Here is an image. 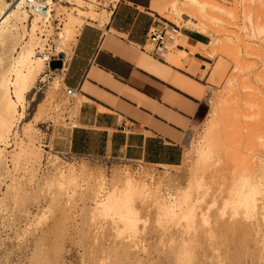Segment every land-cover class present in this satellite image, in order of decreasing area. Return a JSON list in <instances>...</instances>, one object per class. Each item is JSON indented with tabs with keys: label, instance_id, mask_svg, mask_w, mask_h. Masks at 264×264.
Masks as SVG:
<instances>
[{
	"label": "bare ground",
	"instance_id": "obj_1",
	"mask_svg": "<svg viewBox=\"0 0 264 264\" xmlns=\"http://www.w3.org/2000/svg\"><path fill=\"white\" fill-rule=\"evenodd\" d=\"M63 1L67 5L56 2L52 3L47 11H42L28 7L24 0H15L11 3L6 0H0V188L5 178L9 180V183L5 185L6 191L0 197V211L2 212L4 210L5 212L6 207H8L6 204L10 200L11 205H14L12 207L10 206V209L13 210V208H15L14 210H17L20 215L19 217L22 218L29 217V213L27 209L20 208L18 203H22L23 200H25L23 199L24 197L28 198L27 193L30 192L26 193V188L33 182V179L35 180L36 168L34 169V167H36L35 164L40 162L41 152L39 150L40 147L38 149L37 139L33 132L34 124L32 125L30 124L31 122L26 121L21 128H18V130L21 129L20 133H22V137L18 136L19 134L17 133L16 127L18 123L23 121L22 119L24 118L25 110L29 103V93H32V90L35 89V83L47 63V50L49 48H47L48 44L46 41L53 32L51 20L55 19V17H59L56 18L58 20L61 19L60 15L65 11V18L62 19V21L60 20L62 22V27L55 28L59 29V31L57 30L56 32L58 36L56 39V48L54 51L50 52V55L58 56L59 53H63L65 56L67 54L69 42L76 39V35L79 33V29L85 19L92 22L91 20L95 21V19L99 17V19L107 21L109 17V12L107 10L103 9V12L100 14L91 8L92 2H96V0ZM117 1L118 0H111L108 5L111 4V7H114ZM252 1L255 7L253 5L251 6L253 8H248L245 12L248 26L242 28L246 36L259 39L264 43V0ZM56 5H59L64 11L62 10V12L59 13L60 8ZM148 5H151L150 2H148ZM151 6L157 14L173 24L185 26L207 36L208 34L211 36L209 43L201 44L189 41L179 30L172 32L169 36V42L166 43V48H168V50L163 54L164 59L169 62V64L184 68L193 75H198L199 61L192 57L195 50H199L203 56L213 59L217 55L219 48L224 47L222 46V39L218 37L220 33L219 27L224 24V17L231 18L232 15L231 11L225 6L217 4L213 0H168L162 4H152ZM236 39H238V36H236ZM228 41L232 42L231 39H228ZM240 41L244 43L241 44L244 47L246 46V49L254 44L247 43L248 47L241 38L236 42ZM72 42H74V40ZM179 44L185 47L188 46L190 48L189 53L177 48L176 46ZM225 46L227 45L225 44ZM252 49H254V47ZM221 51L219 52L221 53ZM223 69L222 63L219 60L211 69L210 76L212 78H209L213 79L214 76H217L216 74L222 73ZM204 76L205 72H201L199 77L202 78ZM57 79L50 84L53 89H56L58 86L59 80ZM232 80V78H229L227 81L228 84L226 88L214 103L215 106L212 111V117L210 120L208 119L209 121L207 120V125L205 124L206 127L203 129V135L200 136L196 144L193 145L192 151L195 155L193 156L195 157V161L194 163L191 161L193 167L192 169L190 168L191 171H189L190 173L188 174L190 175L188 176L189 184L186 188L184 187L185 189L182 188L183 190H178L175 193L168 192L167 195H162L160 192L161 190H159V186L162 185H160L161 182L159 180L160 183L154 182V179L151 176L149 177V173L144 174V172H139L137 174L132 173L129 169H123L113 173L110 180L108 179L109 182H107L105 178L106 175L104 176L103 173L104 171L101 173V171L98 170V173H95L96 175H92L91 173L93 171H91L90 174L84 172L85 170L77 171V167L75 168L72 164L68 167L65 166L64 168L67 167L66 169H62V167L56 168L57 170L54 174L44 177L43 184L46 186L49 185V187L55 185L56 188L54 189H56V194L54 191L53 194L65 195L67 201H69L71 196L73 197V195H75V192H83L82 196H87L91 200V202L89 200L91 204L88 207L91 216H88H90V218L96 217V219L101 217L105 220L108 219V221L106 220L107 227H105L104 230L108 232L113 230L117 236H125L126 233L131 237L129 238L126 235V238L135 239L134 237H136L138 233L140 211L146 210L153 205L156 207L157 214L155 218L157 222L155 227L157 226V228L154 230L158 229L157 231L160 230L161 232L159 234L165 235V230L167 228L166 223L170 222L173 223V226L181 229L187 234H192L191 237L194 238L199 236V232L196 230L197 222L195 217L197 216V204L201 201V195H199L200 193H197L196 190L206 185V183L204 184L205 175L221 174L223 175V183L225 182L224 184L222 183V193L226 191V194L224 193L221 197V206L216 215L218 218L215 219L213 226H216L219 230L228 226L229 229H232L231 231H234L233 229L243 228L244 230L240 232L243 231L242 233L248 235L251 231L252 234L249 236L251 239H255L254 236L258 235L259 238L261 237L260 240H256L254 241L255 243H253L257 244L260 242V246L257 245L259 246L258 252L250 251L246 253L250 254L249 256L252 255L251 253H253V256L254 254H259L260 259L264 258V161H259L258 168L251 167L245 158L239 156L238 153H235V151L231 152L224 148V146H227L228 148H226L229 149L231 146L230 148L233 149V143H231V141L227 144L229 139L226 140L227 145H225V143H223L224 145L222 144V142L225 141L224 138L226 135L229 137L231 130L235 132L237 130L236 126L239 128V125H241H237L236 123V117L239 115H236L238 111L234 109V106L237 104L234 100L237 96L234 97V99H231L232 96H230L233 93L232 88L234 86ZM178 84L183 85L180 82ZM183 86L189 92L200 96L202 87L198 83L188 80ZM246 101L247 100H245V102ZM248 102L249 100L247 103ZM247 105H249V107L251 105L252 108H255L252 104ZM238 132H240V130L236 131V134ZM233 138L231 140H233ZM12 145L14 147L8 151L7 147H11ZM224 150L227 154L228 152L226 151L231 152L229 153L230 156L227 155L229 157L225 156ZM233 152L235 154H232ZM222 156H225L227 159L225 160L224 158V162H228L223 168L221 167L222 165H219ZM193 157L191 156V158ZM21 170L22 172L24 171L23 174L25 173L28 177L24 184L20 182L21 179L18 180L19 178L17 179V176L15 177V172L19 173ZM23 179L25 180L26 177ZM46 186L45 188L48 187ZM49 187L47 189H49ZM52 190V188L51 191L48 190L50 194ZM192 190H195L194 192L199 195L198 197L196 196V200L192 197ZM207 190L206 188V191ZM203 191L205 190L203 189ZM53 194H51L52 196L50 197H54ZM84 198L85 197H83V199ZM53 199H55V197ZM7 200L8 202L6 203ZM22 205L23 204H21V206ZM24 205L22 206L23 208H25ZM210 206L212 205L210 204ZM48 209L51 210L52 208ZM207 212H202L200 214V219H202L204 224L209 223ZM225 215L227 216L226 219H224L226 217ZM38 217L37 222H40L45 219V213H41ZM249 228L250 230L248 231ZM204 231L206 232L205 235L211 236L214 230L212 228L206 230L201 229V232ZM181 238V242L178 244V246H181L178 249L176 246L165 249V259L169 260V258L172 259L173 257V262L176 264H197V261L201 262L202 258L198 255H196L198 256L196 257L192 247L188 246L186 239L183 237ZM41 242V238L37 239L34 246L35 248L32 250L31 256L28 257V264H50L53 255L51 258L47 256L46 248L43 249L45 250L43 252ZM120 247H114L112 255L106 256L107 259L109 258V263L127 264L132 259L134 261L138 260L141 264L142 262L144 263L141 254L138 252L136 254V251H134L135 253H133L136 255L131 258L129 257V249L126 250V247L125 249H121L123 246ZM254 248H256V246ZM58 249L59 248H57V250L55 249L56 253L54 252V258L56 259L58 258L56 255H59L61 252L58 253ZM246 249L245 247V250ZM132 250L130 249V251ZM226 251L229 252V249ZM145 253L143 254L145 255ZM195 257L197 258L196 262H194V260H196ZM104 258L105 257H103V260H105ZM57 261H59V259ZM200 264H202V262Z\"/></svg>",
	"mask_w": 264,
	"mask_h": 264
},
{
	"label": "rangeland",
	"instance_id": "obj_2",
	"mask_svg": "<svg viewBox=\"0 0 264 264\" xmlns=\"http://www.w3.org/2000/svg\"><path fill=\"white\" fill-rule=\"evenodd\" d=\"M99 1H102V3L104 2V5H108L111 0ZM213 1H215L217 4L225 6L232 13L231 18L224 17V24L219 27L220 33L218 34V37L222 39L223 44H220H222V46H224L225 48L220 47L219 51L222 50L221 53L218 51L215 58H207V62H203V65L205 66V70L203 72H205V75H208L206 81L207 83L212 85V87L205 88L207 91V95L203 101V105L201 106L195 122L193 123L187 134L183 162L179 166H164L162 168L146 165L143 163H105L95 158H67L65 157V155L57 153L52 149L51 144H49V138L52 137V130L56 129L58 126H71L74 123V121L72 120V109H68L67 107L69 99L64 93L62 69L66 61L70 57L71 49L73 43L75 42V39H73L74 42H72L73 40L69 42L67 54L65 56L63 53H59L58 56L50 55V52L54 51L56 48V39L58 38L56 32L57 30L59 31V29L55 28L62 27L61 21L66 16V14L64 13L65 11L61 7H59V5H56L60 8L59 13H61L62 10L64 12H62V14L60 15L61 19L58 20L56 18L59 17H55V19L51 20V24L53 26L52 33L54 34L51 33V36H49L46 41V43L48 44L47 48H49L47 50V63L45 68L43 69V72L41 73L40 77H38L37 82L35 83V89L32 90V93H29V103L26 107L25 115L22 119L23 121H21V123H18L16 127L17 133L19 134L18 136L22 137L23 135L22 133H20L21 129L18 130V128H21L26 121L31 122L30 124L32 125L34 124L33 132L35 133L37 139L38 149L40 147L39 150L41 152L40 162L35 164L36 167H34V169L36 168L35 180L33 179V184L31 183L30 185H28L29 187L27 186L28 189L26 188V193L30 192L27 193L29 199L27 197H22L25 200H23L22 203H18L20 208L27 209L29 217H19L20 215L18 214L17 210H14L15 208H13L14 212L10 209L12 206H14L11 205V201H6V203L8 202L6 204L8 207H6L5 212L4 210L2 211L4 213L0 211L2 213H0V219H3L0 220V264H28V257L31 256V252L35 248L34 246L37 239L39 238H41L42 241V250L46 248L45 250L47 256H49L50 258L52 257V255V258L55 257V249L57 250V248H59L58 253L61 251L59 255H56L58 257L57 259L54 258V260L51 258L50 264H113L109 263V258L107 259L106 256L112 255V251L114 250L113 248H116V246H123L122 248L120 247L121 249H125V247L126 250L129 249V257L131 258L134 257L137 252L141 254L143 256L141 257L144 259V263L142 262V264H176L175 262H173V257L172 259L169 258V260L165 259L166 257L164 251L168 247L170 249L174 246H176V248L178 249L181 246H178V244L181 242V237L185 238L188 242V246L192 247L195 256L198 255L202 258V264H264V260H262L264 258L260 259L259 254H254L253 256V253H251L252 255L249 256L250 254L246 253L250 251L258 252L260 242L257 244L253 243H255L254 241L256 240H260L261 237L259 238L257 235L254 236L255 239H251L249 237L252 234L251 231L248 235L242 233L243 231L240 232L241 230H244L243 228H238L239 230L233 229L234 231H231L232 229H229L228 226L220 230L216 226H213L215 219L218 218L216 215L221 206V197L226 192L225 191L224 193H222V183L224 180L223 175L221 174H208L209 176L205 175L204 184L206 183V185H203L204 188L202 187L205 191H203L202 188H198V190L195 189L197 193H200L199 195H201V201H199V204H197L198 202L196 203L198 207L196 210L197 216L195 217V219L197 222L196 230H198L199 236L194 238L191 237L192 234H187L181 229L176 228L175 226H173V223L170 222L166 223L167 228L165 230V235L159 234L161 232L160 230L157 231L158 229L154 230L157 228V226L155 227L157 223L155 221L157 214L156 207L153 205H151L146 210L140 211V220L138 221L137 231L138 233L136 237H134L135 239H129L131 237H129L126 233L125 236L127 235L129 238H126L127 236L125 237L124 235L117 236L116 233L113 232V230L110 232L104 230L105 227H107L106 220L108 221V219L105 220L102 217H97L98 219H96V217L90 218L91 215L88 207L91 204V200L87 196H82L83 192H75L74 194L76 196H71L69 198V201H67L65 195H55V185V187H52L51 185V187H49V185H47L49 187V189H47L48 187L43 184L44 177L54 174L57 170L56 168L62 167L63 169L65 166L68 167L72 164L75 168L77 167V171L85 170L84 172L89 174L91 173V171H93L91 173L92 175H96L98 173V170L101 171V173L104 171L103 173L104 176L106 175L105 178L107 182H109L113 173H115L116 171H121L123 169H129L132 173L137 174L139 172H144V174L149 173V177L151 176L154 179V182H161L160 185H162L159 186V190H161L160 192L162 195H167L168 192L175 193L182 188L185 189L189 184L188 176L190 175L188 174L190 173L189 171H191L190 168L192 169L193 167L191 165V161H193L192 163H194L195 161V157H193L195 155L192 151L193 145H195L200 136L203 135V129H205L206 127L205 124L212 117V111L215 106L214 103L216 102L218 97H220L219 95L223 93L228 84L227 81L229 80V78L233 79L232 81L234 85L232 88L233 93L231 92L232 95H230L232 96L231 99H234V97L237 96L234 100L237 103L234 106V109L235 111H238V114L236 115H239L238 117H236V123L237 125H241H239V128H237L236 126V131L240 130V132L236 134V131L234 132L231 130V134L229 135V137H227L226 135V137L224 138L225 141H223L222 144L225 143V145H227L230 143L229 141H231V143H233V145L231 144L233 146V149L230 148L231 146L229 147V149H227V146H224V148L226 150H230L231 152L235 151V153H238L239 156L245 158V160L251 167L258 168L259 161H264V43L259 39L246 36L242 28L244 26H248V22L245 18L246 10L248 8H253L251 7L253 5L255 7V4H252V0ZM58 3L67 5L66 3H64V1ZM96 3L97 2L93 1L91 5V8L96 12H99L101 14V12H103V9L108 10L105 9V7L98 6ZM159 16L165 22L161 24L160 28H162V25L165 27L166 43H168L171 33L175 32L176 30H180L185 26H177L167 19L163 18L161 15ZM97 18L95 19V21L98 20L99 24H102L104 22L103 19H99V17ZM87 22H89L88 19H85V21H83L82 23V26ZM236 36H238L239 40L240 38L241 40H244L247 46L249 43H254L250 47L248 46L250 50L249 48L246 49V46L244 47L242 45L244 44L242 41L236 42L239 41L238 39H236ZM228 39H231L232 42L228 41ZM208 40H211V36L209 34ZM224 43L227 46H225ZM253 47L254 49H252ZM167 50L168 48H166V51ZM219 60L222 63V69H224L222 70V73L220 72L219 74H216V77L214 76L213 79H210L212 78L210 76L211 69ZM58 63H60L59 67ZM55 79L59 80V83L57 88L53 89L51 87L52 85L50 86V84H52ZM202 89L204 90L203 86ZM245 100H249V102L247 103V101L245 102ZM255 103H257L258 105ZM247 104H252L255 108H252L251 105L249 107V105ZM232 138L233 140H231ZM227 139H229L228 143L226 141ZM13 147V145L11 147H7V150L9 151ZM230 151H226L228 152L227 154L224 150L226 157L230 156ZM235 153L233 152L232 154ZM191 156L193 158H191ZM225 156H222L220 160L219 165H222V168L226 166L225 164L228 163L224 162L225 160H227ZM224 158L225 160H223ZM20 172H15V177L17 176L16 178H19L18 180L21 179L20 182L24 184L27 181L28 177L25 173L24 176V171L22 172L21 170ZM25 177L26 179L24 180L23 178ZM3 182L4 183L0 188V197L6 191L5 185L9 183L8 178H5ZM44 185L47 188H45ZM51 188L53 189L51 194L55 192V194H53L55 199H53L54 197H50L52 196L50 194ZM206 188L208 189L207 191ZM194 191L192 190L191 194L192 197L196 200L199 195H197ZM83 197H85L84 199H86L87 201L84 200ZM50 201L54 203H51ZM21 204H25V208H23V205L21 206ZM210 204L212 206H210ZM48 208L52 209L49 210ZM202 212H207L209 222L208 224H204L202 219H200V214ZM41 213H45V219L41 220L42 222H37V217L41 215ZM226 218L227 216L224 219ZM211 228L214 230L211 236L205 235V231L201 232V229L206 230ZM249 230L250 228L248 229V231ZM121 242H123L125 245ZM255 246L256 248H254ZM245 247L248 249H246L247 251L245 250ZM130 249L133 250L130 251ZM228 249L229 252L226 251ZM45 250H43V252ZM134 251H136V254H134ZM142 252H146L145 255ZM103 257H105V260H103ZM58 259L59 261H57ZM196 261L197 258L196 260H194V262ZM201 262L197 261L196 263L200 264ZM127 264L141 263H139L138 260L134 261L132 259Z\"/></svg>",
	"mask_w": 264,
	"mask_h": 264
},
{
	"label": "crops",
	"instance_id": "obj_3",
	"mask_svg": "<svg viewBox=\"0 0 264 264\" xmlns=\"http://www.w3.org/2000/svg\"><path fill=\"white\" fill-rule=\"evenodd\" d=\"M166 1L118 0L102 25L89 21L79 29L62 69L64 93L66 88L76 91L66 96L75 125L52 130L54 151L105 163L181 165L187 134L205 88L212 85L208 75L199 77L207 62L199 50L192 54L199 61L198 75H193L169 64L163 57L166 48L149 42L151 29L165 23L151 5ZM179 31L193 43H209L207 35L194 29ZM188 80L203 86L200 96L185 89Z\"/></svg>",
	"mask_w": 264,
	"mask_h": 264
},
{
	"label": "built area",
	"instance_id": "obj_4",
	"mask_svg": "<svg viewBox=\"0 0 264 264\" xmlns=\"http://www.w3.org/2000/svg\"><path fill=\"white\" fill-rule=\"evenodd\" d=\"M9 3L15 1V0H6ZM25 3L28 5V7H32L33 9L36 10H42V11H47L50 8V5L52 3L56 2H63V0H24ZM96 4L98 6L105 7V9L110 10L112 7L110 5L105 6L102 1L96 0ZM107 10V11H108ZM149 42L152 43L156 47H162L166 48V30L165 27L162 25V28H153L150 31V34L148 36ZM76 91L72 88H66L65 89V95L67 97H72L74 96ZM75 124L73 123L71 126H74Z\"/></svg>",
	"mask_w": 264,
	"mask_h": 264
},
{
	"label": "water",
	"instance_id": "obj_5",
	"mask_svg": "<svg viewBox=\"0 0 264 264\" xmlns=\"http://www.w3.org/2000/svg\"><path fill=\"white\" fill-rule=\"evenodd\" d=\"M60 63H58V67H59Z\"/></svg>",
	"mask_w": 264,
	"mask_h": 264
}]
</instances>
